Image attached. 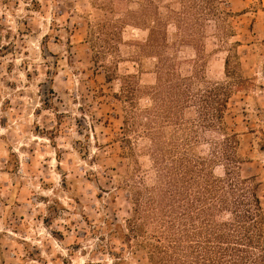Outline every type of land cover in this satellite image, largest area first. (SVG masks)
<instances>
[{"label": "rangeland", "instance_id": "374dc122", "mask_svg": "<svg viewBox=\"0 0 264 264\" xmlns=\"http://www.w3.org/2000/svg\"><path fill=\"white\" fill-rule=\"evenodd\" d=\"M91 1L0 0V264H153L146 249L132 253L115 229L132 216L133 189L157 184L160 174L143 125L124 140L125 112L115 98L121 82H108L106 72L117 68L125 83L126 75H137L139 107L146 108L159 59L144 45L148 30L128 25L117 52L95 64L89 25L106 14ZM180 1L153 0L170 19L164 59L188 77L201 58L168 18ZM224 1L234 14L203 24L205 74L229 80L230 56L231 72L238 61L243 79L225 125L204 127L195 122L197 107L185 110L186 137L194 153L216 159L220 177L228 165L220 144L232 137L242 158L233 170L254 177L264 207V0ZM148 2L124 0L119 7ZM165 131L172 136V127Z\"/></svg>", "mask_w": 264, "mask_h": 264}, {"label": "trees", "instance_id": "16d2710c", "mask_svg": "<svg viewBox=\"0 0 264 264\" xmlns=\"http://www.w3.org/2000/svg\"><path fill=\"white\" fill-rule=\"evenodd\" d=\"M123 1H91L106 14L105 19L89 25L92 59L97 64L102 57L116 53L126 26L148 30L144 45L159 59L156 84L149 87L151 106L139 107L137 97L143 86L137 75H126L130 82L125 83L115 68L113 73L106 72V79L121 82L115 98L123 103L125 112L120 127L124 140L130 142L128 133L143 125L144 134L152 142V156L160 176L153 186L133 189L132 216L124 229L115 225L118 235L132 253L137 247L146 249L153 264H264V207L254 177L244 178L233 170L242 158L233 151L236 146L232 137L220 144L228 162L223 177L214 172L216 159L194 153L192 137H186L190 127L184 113L190 106L198 108L199 119L195 122L200 125L226 124L229 101L243 79L239 74L242 69L237 61L239 70L234 66L231 72L227 56L225 73L230 79L209 80L202 30L208 18L221 19L234 13L222 7L224 0H181L179 10H170L168 18L174 19L176 27L196 45V55L202 63H197L192 76L182 77L162 53L168 47L166 28L170 19L166 22L153 0L126 11L119 7ZM121 12L123 18L109 17ZM167 126L172 127L171 137L165 131ZM192 130L196 139L197 131Z\"/></svg>", "mask_w": 264, "mask_h": 264}]
</instances>
